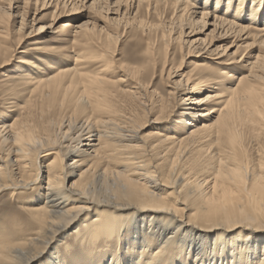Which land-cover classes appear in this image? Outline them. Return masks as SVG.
Segmentation results:
<instances>
[{
	"label": "bare ground",
	"instance_id": "1",
	"mask_svg": "<svg viewBox=\"0 0 264 264\" xmlns=\"http://www.w3.org/2000/svg\"><path fill=\"white\" fill-rule=\"evenodd\" d=\"M26 1L1 0L0 20L12 13L21 14L19 31L24 32L31 23L21 11ZM63 1L61 4L69 5L73 13L79 10L78 2H83ZM86 1L90 2V8H96V13L106 14L100 20L107 27L89 19L73 26L75 36L90 35L88 39L95 38L102 47L110 49L114 41L118 42V36L109 26L118 28L121 19L129 25V18L133 17L132 22L138 23L135 27L150 31L155 28L157 33L160 26L174 24L173 27L177 26L174 32L162 29L163 46L173 47L174 43L186 46V57L197 58L193 63L196 68L207 69L208 59L223 70L239 64L247 68L246 75L220 68L219 73L228 79L223 91L230 96L224 97L219 107L214 105L222 96L214 90L217 87L205 94L203 84L196 80L198 75L192 79L178 72L182 68L175 70L174 75L173 67L167 71V77L172 76L170 93L176 95L177 107L182 109L179 114L189 138L207 130L211 143L226 141L228 149L225 151L224 147V151L228 156L225 158L214 150L210 153L220 167H216L212 179L203 182L187 179L182 173L183 163L180 172L174 157L169 174L161 172L154 160L151 163L144 160L152 147L140 145L127 123L119 122L112 101L116 93L140 96L146 90L140 79L142 72L138 67H130L128 71L140 83L134 89L114 90L115 81L106 74L108 63L98 56L79 55L82 60L78 64L97 65L95 74L77 65L38 79V85L50 89L46 95L52 103L46 106L44 116L36 124L28 121L20 124L21 129L16 123L0 125V194L8 189L17 193L33 184H44L42 176L46 171L41 160L53 156L49 159L47 181L41 186L43 192L39 194L42 204L29 210L28 225L34 232L12 238L0 235V264H33L41 258L48 264H69L71 260L77 264H264V171L252 174L243 171L246 150L239 142L242 134L237 124L248 114L264 116V0L249 2V7L246 6L249 17L242 14L247 9L242 5L244 0L237 1L233 14L230 12L233 0H228L225 9L220 7L222 0H216L215 5L212 0ZM145 1L146 13H154L159 23L148 25L145 19L137 21ZM197 30L202 36L209 32L201 40L195 36ZM1 33L2 30L0 36ZM228 38L235 45L221 44ZM249 38L253 41L245 44L243 53L242 44L238 43ZM2 44L0 38V53ZM242 99L248 105L244 109ZM158 141L172 145L179 142L174 135H163ZM6 146L11 149L7 157L3 149ZM134 149H141L142 153L135 154ZM18 162L24 168L37 167L36 176H20L16 171ZM111 162L113 166L109 165ZM170 195L175 196L174 202L168 199ZM187 199L196 208L192 213ZM76 223L75 238L82 244L79 252L68 260L62 258L54 243ZM232 233L236 243L227 239ZM111 237L113 242L129 241L124 251L120 252L119 244L107 242Z\"/></svg>",
	"mask_w": 264,
	"mask_h": 264
},
{
	"label": "rangeland",
	"instance_id": "2",
	"mask_svg": "<svg viewBox=\"0 0 264 264\" xmlns=\"http://www.w3.org/2000/svg\"><path fill=\"white\" fill-rule=\"evenodd\" d=\"M25 1L23 0V2ZM62 1L63 0H59V2L58 0L26 1L24 6L22 5L23 8L21 11H24L22 14L25 13V15H27V20L29 22L31 21V23L27 25L24 32L19 31L21 27V14L17 15V13H12L11 16L0 20V31L2 30L0 38L3 41V48L0 53V125H11L16 123L14 125L20 128V126L26 124L27 121L36 124L44 116L46 106L52 103L49 101L50 96L47 97L48 95H46V93H49L50 89L43 84L38 85L37 80L48 75H53L62 68H75L77 65L81 70L95 74V72H97V65H94V63L78 64V60H82V58H80L82 54L86 57L98 56L100 60L108 63L109 67L106 74L107 77L109 76L111 80L115 81L114 90L119 87L127 90L134 89L137 87V83H140L137 80L138 78H134L131 71H128L130 67L131 69L138 67L142 72L140 79L144 85L146 84V90L144 92L142 91L140 96L139 94L132 96L131 93H116L112 101L117 110L115 115L120 119L119 122L127 123L128 128L132 131L131 134L136 136L135 140H137L140 145L146 144L152 147L151 152L148 156L144 157V160L149 163L154 160L161 172L164 171V173L169 174L174 157V161L178 162V170L181 172L182 169V173L184 172L183 175L185 177L187 176V179L193 182L194 180L195 182H203L204 180H209V178L212 179L215 176L216 167H220V162L215 161V157L211 158L212 156L210 153L214 150L217 151V153L220 152L222 156L227 158L228 152H225L228 149L226 141H222L221 143L212 141L211 143L207 130L189 138L187 127L183 121L181 122L182 118L179 114L182 109L179 110L177 107L178 100L176 95L171 94L172 87L170 82L172 76L167 77V71L170 67H173L171 72H173L174 75L176 74L174 73L175 70L178 71L179 68H182L178 71L179 73L191 76L192 79H196L199 76V79L196 80L203 84L202 90L205 94H208L212 90V87H217V89L214 90L218 93L221 92L222 96L218 99L220 102L217 100L216 102L218 104L215 102L216 104L214 103V105L219 107L223 104L221 100H223L224 97V99H228L230 96L227 91H223L226 84H228V79L219 73L221 69L223 70L222 66L208 59L206 60L208 63L207 69L196 68L193 63L197 58L194 57L192 59L186 57V46L181 47L180 43H174L173 47L166 48L163 46V40L161 39L162 29L165 27L166 30L172 29L171 31L169 30L171 33L177 30V26L173 27L174 24H165V27H159L160 30L158 33L155 28H151V31L150 29L142 30L135 27V25L138 26V23L135 24V22H132L135 21V19L132 20L133 17L129 18L130 21L128 23L131 22L129 25H125L123 22L124 19H121L122 24L118 26V28L112 25L109 26L112 31L117 33L118 42L115 43L114 41L110 49L106 48V46L102 47L99 44V40L95 38H92V40L88 39L91 38L90 35L75 36L72 30L75 24L87 20L94 21V23L96 22L98 25L106 28L107 24H105L103 20H100L103 19L106 14H104L103 11L100 14L96 13L94 11L96 8H90V2L86 0L78 2L79 10L73 13L70 11L69 5L61 4L64 2ZM198 1L203 3L205 0ZM237 1L238 0H233V5L230 7V12L232 14L236 12ZM215 2L216 0H212V4L215 5ZM227 2L228 0H222L220 7L225 9L227 7ZM249 2L252 3L253 0H244V4H242L247 8L242 13L243 16L247 15L246 17H249V11H247L251 4H249ZM20 4L22 3L20 2ZM247 5L248 7H246ZM262 6H264V3ZM147 9L148 5L147 1H145L138 11V13H140L137 16V21L145 19L147 22L149 21L148 25L155 24L156 22L159 23L160 21L154 13H146ZM98 20L100 21L97 22ZM132 25H134V27H132ZM187 31L189 30L187 29ZM208 32L209 30L202 36L198 31L195 36L201 39V37H205ZM252 41L253 40L249 38L245 42L240 41L238 43L242 44L241 50L243 53L246 52L244 50L245 44ZM232 43L233 39L228 38L227 42H222L221 44L224 46L235 45V42ZM149 48H152L151 53L148 52ZM107 49L108 51H106ZM166 49H168V51H166ZM258 49L259 48L256 49V52H258ZM103 51L107 52V54L105 53L106 56H104ZM33 64H35V66H33ZM224 70L230 71L229 73H235L236 75L248 74L247 68L240 64L236 67L226 66ZM192 74L194 76H192ZM202 80L204 82H201ZM205 80L208 81H206L208 84H206ZM204 84L206 86H204ZM223 92L224 94L227 92V95H223ZM241 106L243 109L248 106L246 100L242 99ZM183 107L185 108L186 105H183ZM42 109H44V111ZM175 109H177L178 112L175 111L173 113ZM243 118V121L242 118L237 121L238 129L241 127L239 132L242 134L239 135V142L246 150V157L244 158L245 163H242L245 167L243 171L246 172L248 170L251 174L260 173L264 171V116L260 117L257 114H248ZM248 120L249 122L250 120L253 121L254 124H252L253 122L248 123ZM198 125L200 126L202 124L199 123ZM163 135L176 136L179 141L178 144L160 143L158 140L160 137H163ZM8 147L9 146H6L7 149L5 147L3 148L5 157L9 156L11 150L8 149ZM224 147H226L225 151ZM141 151V149L132 150L135 154H141ZM179 152L181 154H179ZM176 156L177 159L182 158L186 162L182 159L177 161V159H175ZM217 156L219 155H216V157ZM52 157L53 156L43 157L41 160L44 170L46 171L42 176V179H44L42 182H44V184H33L30 189L21 192L17 191V193L12 189H8L0 194V235L4 236L5 234L12 238L17 234H29L34 232L32 227L28 225L29 221H31L29 210L31 208H37L42 204L39 194H42L43 187L41 186L45 185L47 181L49 159ZM68 162H71V158ZM18 163L19 168L17 167L16 171L19 172L18 174L20 176L31 175L33 178L36 176L37 167H33V169L30 167L24 168L21 162ZM181 163H183V165ZM228 163L231 164L230 159H228ZM109 165L113 166L112 162L109 163ZM77 178V176L72 178L70 182ZM182 198H184V196H182ZM168 199L174 202L175 196L170 195ZM187 202L191 208L190 212H194L196 208L193 206L192 201L187 199ZM76 230L77 223L68 229L66 235L59 238V240L54 243L57 250H60L59 254L63 256L62 258L71 260L73 256L79 252L82 241L78 240L79 238H75L77 237V233H75ZM227 239L230 242L236 243L233 233ZM123 240L113 242V237H111L107 242H113L112 245L114 246L119 244L118 247L121 252L124 251V246L129 242H125V239ZM221 253L226 254L227 252ZM71 261H68V263L77 264L76 260ZM33 264H48V262L46 259L41 258Z\"/></svg>",
	"mask_w": 264,
	"mask_h": 264
}]
</instances>
